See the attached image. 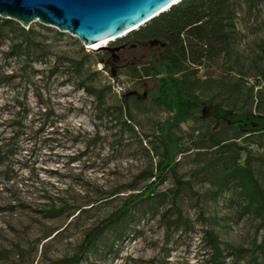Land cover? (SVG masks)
Instances as JSON below:
<instances>
[{"label":"rangeland","instance_id":"obj_1","mask_svg":"<svg viewBox=\"0 0 264 264\" xmlns=\"http://www.w3.org/2000/svg\"><path fill=\"white\" fill-rule=\"evenodd\" d=\"M235 9L230 53L190 79L204 112L170 131L173 112L150 98L155 82L142 77L151 43L108 56L39 22L27 40L18 22L0 18V264L80 255L75 264H211L207 232L221 242L222 264H264V220L245 211L229 180L239 153L238 164L249 159L264 188V132L245 135L213 113L264 117V0ZM167 132L179 138L182 185L168 172L141 200ZM131 196L136 204L82 254L87 236Z\"/></svg>","mask_w":264,"mask_h":264},{"label":"trees","instance_id":"obj_2","mask_svg":"<svg viewBox=\"0 0 264 264\" xmlns=\"http://www.w3.org/2000/svg\"><path fill=\"white\" fill-rule=\"evenodd\" d=\"M241 1L243 0H182L137 31L111 44L112 46L128 44L141 47L151 43L149 50L141 54L145 58L141 64L142 77L152 78L155 82L150 98L156 104L173 112L171 120L165 123L169 126V131L187 122L194 115L204 112L205 102L193 92L190 79L197 76L206 62L226 57L230 53L236 31L235 6ZM2 21L5 25L14 23L13 20L4 19ZM20 30L27 40L32 38L33 31L22 27ZM153 43L156 44L153 45ZM24 44L27 51L32 49L31 43L25 41ZM106 55L111 56L109 53ZM74 67L77 74L82 73L81 64H75ZM132 71L140 76L141 72L137 66H133ZM53 74L55 75V72ZM81 88L92 95L89 87L82 84ZM213 113L217 119L237 125L245 135L264 132V117L254 115L252 112L231 114L219 107ZM166 137L164 159L158 164L156 174L154 172L149 174L154 181L143 193L138 194L141 200L149 199L150 195L156 191L159 182L164 181L168 172L172 173L180 186L182 185L178 180L174 158L178 151L179 138L171 132H167ZM215 147L229 148L219 142H215ZM234 155L236 167L229 173V180L236 184L244 201L245 211L264 220V188L257 179L250 160L246 159L245 165L240 166L238 164L239 153H234ZM146 174L142 173L136 180L142 179ZM178 195L177 193L176 197ZM134 197L131 196L125 206L111 215L102 227L95 229L87 236L82 254L94 245L99 235L125 217L128 207L132 208L136 204L131 201ZM178 216H182L181 212ZM206 235L211 251L209 255L211 264H222L224 256L219 238L210 232ZM80 256L60 261L57 264H75L81 259Z\"/></svg>","mask_w":264,"mask_h":264},{"label":"water","instance_id":"obj_3","mask_svg":"<svg viewBox=\"0 0 264 264\" xmlns=\"http://www.w3.org/2000/svg\"><path fill=\"white\" fill-rule=\"evenodd\" d=\"M181 1V0H180ZM179 1V2H180ZM172 0H0V18L27 29L39 22L68 32L88 47L113 43L178 4ZM156 43H153V45ZM104 46L98 50H109Z\"/></svg>","mask_w":264,"mask_h":264},{"label":"flooded vegetation","instance_id":"obj_4","mask_svg":"<svg viewBox=\"0 0 264 264\" xmlns=\"http://www.w3.org/2000/svg\"><path fill=\"white\" fill-rule=\"evenodd\" d=\"M144 45V44H143ZM129 45L128 44H117V45H113L110 47L109 50H106L107 53L109 54H115L114 51L119 50L120 52L124 51ZM135 46V45H134ZM146 46V45H144Z\"/></svg>","mask_w":264,"mask_h":264},{"label":"bare ground","instance_id":"obj_5","mask_svg":"<svg viewBox=\"0 0 264 264\" xmlns=\"http://www.w3.org/2000/svg\"><path fill=\"white\" fill-rule=\"evenodd\" d=\"M179 1L180 0H176V3L179 2ZM108 44L109 43H99V44H96V45L88 46L87 49L95 51V50H98L101 47L107 46Z\"/></svg>","mask_w":264,"mask_h":264},{"label":"snow or ice","instance_id":"obj_6","mask_svg":"<svg viewBox=\"0 0 264 264\" xmlns=\"http://www.w3.org/2000/svg\"><path fill=\"white\" fill-rule=\"evenodd\" d=\"M172 2H173V3H175V2H176V0H172Z\"/></svg>","mask_w":264,"mask_h":264}]
</instances>
